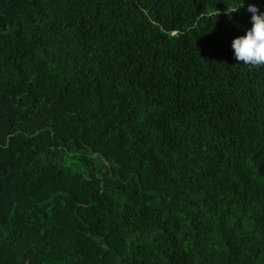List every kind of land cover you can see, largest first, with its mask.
<instances>
[{
  "label": "trees",
  "instance_id": "trees-1",
  "mask_svg": "<svg viewBox=\"0 0 264 264\" xmlns=\"http://www.w3.org/2000/svg\"><path fill=\"white\" fill-rule=\"evenodd\" d=\"M240 3L0 0V264H264Z\"/></svg>",
  "mask_w": 264,
  "mask_h": 264
},
{
  "label": "clouds",
  "instance_id": "clouds-1",
  "mask_svg": "<svg viewBox=\"0 0 264 264\" xmlns=\"http://www.w3.org/2000/svg\"><path fill=\"white\" fill-rule=\"evenodd\" d=\"M243 3L233 5L225 9V15L231 17L232 13L244 8ZM247 11L251 13V28L244 35L235 37L231 47L234 50V58L241 64L254 69L264 67V12L254 3L247 5Z\"/></svg>",
  "mask_w": 264,
  "mask_h": 264
},
{
  "label": "bare ground",
  "instance_id": "bare-ground-1",
  "mask_svg": "<svg viewBox=\"0 0 264 264\" xmlns=\"http://www.w3.org/2000/svg\"><path fill=\"white\" fill-rule=\"evenodd\" d=\"M236 126V125H235Z\"/></svg>",
  "mask_w": 264,
  "mask_h": 264
}]
</instances>
